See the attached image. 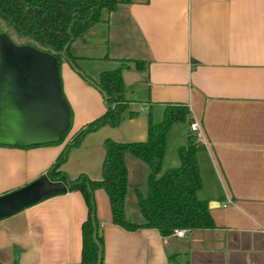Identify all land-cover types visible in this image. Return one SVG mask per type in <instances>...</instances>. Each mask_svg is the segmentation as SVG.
<instances>
[{
	"label": "crops",
	"instance_id": "1",
	"mask_svg": "<svg viewBox=\"0 0 264 264\" xmlns=\"http://www.w3.org/2000/svg\"><path fill=\"white\" fill-rule=\"evenodd\" d=\"M102 14L71 52L96 81L122 66L128 108L118 126H103L73 147L63 170L72 178H101L107 138L145 141L150 117L160 122L168 104L187 105L203 138L196 141L191 123L174 125L162 172L180 165L179 149L194 137L203 181L198 195L212 205L217 225L186 229L184 236L128 230L113 223L109 197L99 188L104 264H264V0H121ZM60 73L71 131L62 144L0 143V196L44 180L69 139L106 111L101 92L71 63ZM126 164V214L141 223L136 189L147 194L150 169L131 153ZM87 215L82 193L73 190L1 218L0 262L12 264L19 253L18 264H82Z\"/></svg>",
	"mask_w": 264,
	"mask_h": 264
},
{
	"label": "trees",
	"instance_id": "2",
	"mask_svg": "<svg viewBox=\"0 0 264 264\" xmlns=\"http://www.w3.org/2000/svg\"><path fill=\"white\" fill-rule=\"evenodd\" d=\"M121 0H0V36L8 35L17 43L27 44L54 55L58 70L67 61L85 80L103 95L106 111L78 130L68 141L44 177L47 192L40 200L65 193L80 191L85 199L88 215L82 224V264H104V233L97 216L95 191L104 189L109 197L113 223L128 230L156 228L162 235L173 234L177 229L216 228L209 201L200 198L203 186L199 167V145L189 137L187 145L180 147V165L163 170L168 136L176 124L191 123V111L184 104H168L163 119L154 122L149 118L148 138L145 141L120 142L107 138L101 178L92 179L86 174L70 177L63 165L69 152L81 144L85 136L103 126H118L128 108L127 87L122 66L101 73L98 81L81 70L71 52L75 40L102 20L104 9L117 10ZM137 65L140 61L136 62ZM62 88V80L60 73ZM62 97L65 99L62 90ZM135 115V112H131ZM73 125V112L60 138L43 144H62ZM38 145V144H37ZM13 146L32 147L16 143ZM131 153L149 166L148 192L136 189L143 222L128 219L126 199L129 190L126 154ZM19 253L12 264H18ZM0 264H2L0 262Z\"/></svg>",
	"mask_w": 264,
	"mask_h": 264
},
{
	"label": "water",
	"instance_id": "3",
	"mask_svg": "<svg viewBox=\"0 0 264 264\" xmlns=\"http://www.w3.org/2000/svg\"><path fill=\"white\" fill-rule=\"evenodd\" d=\"M59 78L54 55L0 36V143L37 145L60 138L70 108ZM44 182L1 195L0 219L40 200L47 192Z\"/></svg>",
	"mask_w": 264,
	"mask_h": 264
},
{
	"label": "built area",
	"instance_id": "4",
	"mask_svg": "<svg viewBox=\"0 0 264 264\" xmlns=\"http://www.w3.org/2000/svg\"><path fill=\"white\" fill-rule=\"evenodd\" d=\"M190 128L191 130L195 133V136H196V141H199L203 138V131H202V128L200 126V124L198 122H192L190 124ZM187 230L186 229H177L175 231L176 235L178 236H184L186 234Z\"/></svg>",
	"mask_w": 264,
	"mask_h": 264
},
{
	"label": "rangeland",
	"instance_id": "5",
	"mask_svg": "<svg viewBox=\"0 0 264 264\" xmlns=\"http://www.w3.org/2000/svg\"><path fill=\"white\" fill-rule=\"evenodd\" d=\"M102 15H103V14H102ZM136 62H137V61H136ZM126 98H127V97H126ZM12 132H14V131H11V135H13Z\"/></svg>",
	"mask_w": 264,
	"mask_h": 264
},
{
	"label": "flooded vegetation",
	"instance_id": "6",
	"mask_svg": "<svg viewBox=\"0 0 264 264\" xmlns=\"http://www.w3.org/2000/svg\"><path fill=\"white\" fill-rule=\"evenodd\" d=\"M18 44H21V43H18Z\"/></svg>",
	"mask_w": 264,
	"mask_h": 264
}]
</instances>
